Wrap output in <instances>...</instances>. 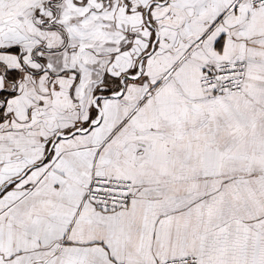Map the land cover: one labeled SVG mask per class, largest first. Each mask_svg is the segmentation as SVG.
Wrapping results in <instances>:
<instances>
[{"label": "snow or ice", "instance_id": "obj_1", "mask_svg": "<svg viewBox=\"0 0 264 264\" xmlns=\"http://www.w3.org/2000/svg\"><path fill=\"white\" fill-rule=\"evenodd\" d=\"M0 264H264V0H0Z\"/></svg>", "mask_w": 264, "mask_h": 264}]
</instances>
